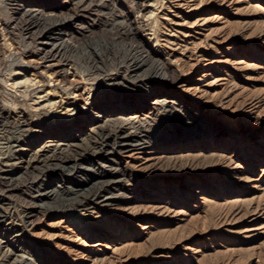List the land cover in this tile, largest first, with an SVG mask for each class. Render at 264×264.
I'll return each mask as SVG.
<instances>
[{"label": "rangeland", "instance_id": "374dc122", "mask_svg": "<svg viewBox=\"0 0 264 264\" xmlns=\"http://www.w3.org/2000/svg\"><path fill=\"white\" fill-rule=\"evenodd\" d=\"M147 1L0 0V79H6L10 65L14 74L32 80L47 66L67 77V85L55 78L30 88L25 98L17 94L15 106L5 95L1 98L8 116L22 117L29 126L0 128V168L12 164L19 176L28 162L50 157L41 152L54 145L49 133L68 125L66 134L77 138L69 144L89 140L96 152L102 145L93 160L106 162V171L126 172L125 178H113L122 181L116 183L121 187L104 194L119 199L86 211L82 226L63 213L47 212L36 215L25 234L56 264H264V0ZM23 3L38 6L42 19L33 22L19 14ZM143 5L149 10L142 13ZM43 18L64 28L69 45L60 57L50 58V43L43 44L51 28ZM135 50L157 54L150 58L169 64L167 75L177 84H164L148 70L150 63L136 76L123 78L124 84L105 82L117 71H131ZM91 58L99 69L92 68ZM68 84L76 87L75 104ZM49 90L55 91L51 102L56 106L42 112L33 102ZM118 98L123 109L95 116L101 104L120 107ZM115 121L122 131L115 132ZM133 127H142L154 145L130 157L114 151L123 135L137 134ZM50 170H43L37 187L47 173L54 174ZM68 177L50 179L80 188L78 182L92 176ZM15 182L10 195L7 185L0 189L14 203L1 205L15 215L7 224L20 225L23 212L36 210L41 202L53 204L35 197L30 178ZM0 241H6L1 234ZM9 246L11 258L3 249L0 263L25 257L17 245Z\"/></svg>", "mask_w": 264, "mask_h": 264}, {"label": "bare ground", "instance_id": "6f19581e", "mask_svg": "<svg viewBox=\"0 0 264 264\" xmlns=\"http://www.w3.org/2000/svg\"><path fill=\"white\" fill-rule=\"evenodd\" d=\"M146 2H149V1L146 0ZM19 6L21 9L19 8ZM19 6H18L19 14L26 15V17H27V19H29V21H33V22L37 21L38 22V20L42 19V16L40 14L41 11L38 9L39 8L38 6H36L34 4L32 6H29V5H26L24 3L22 5H19ZM140 8H141L142 13L144 11L149 10L147 5H143ZM43 23H47V26L49 25L48 27H51V28L48 29L47 33H45L46 36L42 37V41H44L45 43H43L42 41L41 42L44 45H47V43H50L49 45H50L51 50L49 52L50 53L49 57L55 58L56 56H59L58 54H59L60 50L66 49L69 45V44L67 45V42H65V40H64V35H65L64 28H62L60 26L61 24L59 26L56 24H53L54 21L53 20L50 21L47 18H43ZM70 24H72V20L68 19L67 25H70ZM48 27H46V28H48ZM58 27H60V28L58 29ZM55 31H58L60 34L58 33L57 36H55L54 35ZM130 32H135V31L130 30ZM41 34H42V32H41ZM154 41L156 44L158 43L156 38L154 39ZM134 54L136 56L134 57L132 64L131 65L129 64V66H128V68H130L129 70H131V71H128L130 73L123 72V71L122 72L117 71L118 74H115V76H109L108 75L107 79L104 78V81L105 82L109 81V82L114 83V82H118L120 80L119 84H124L123 78H128L127 77L128 75H130V76L132 75V77L136 76L143 69L145 70V68L147 67V64L150 63L148 70L154 76H156L160 80H162L164 82V84L172 86V87L177 84L176 79H174V78L169 79V77L167 75V71L171 68L169 64H167L163 61H159V60L155 61L154 59H152V57L150 58V56L159 57L153 51H149V52H147V54H145V53H142V52L135 50ZM9 56L10 55H8V57H6V58H9ZM44 56H43V58H44ZM91 59H92L91 61H93L92 62V68H94L96 70L99 69L100 63L97 62L96 60H94L93 58H91ZM44 60H46V59H44ZM2 63L0 62V64H2ZM55 63H56V61H55ZM57 65H58V63H57ZM49 72H52V73H49ZM16 75H18V76H16ZM22 75L23 74H16V73L14 74L12 66L10 65L8 67V69L6 70V79H5V77H4V79L3 78L0 79V96H1L0 97V128L2 130L4 129V131L8 130V129L23 128V127H26L28 124L26 121L22 120V117H16L17 120H15L14 117L8 116V112H7L8 110H7V106L5 104L7 101L4 103L5 104L4 105L3 99H1V98H5V96H6L7 100L10 101L9 103H11L12 106H15L18 103L17 102V99H18L17 94H20L19 97L25 98V97H27V95L29 93L33 92L32 90L29 91V89L33 88V87L35 88L38 84H42V86L46 85L43 82L51 84V83L55 82V80H54L55 78H60V80L66 84L65 79L67 78V77L64 78V76L60 75V73L58 74V72L55 71V68H51L50 66L49 67L47 66L43 73H40V74L36 73V75L34 74L33 80H32V78L30 79L25 75L22 77ZM120 75H122V76H120ZM121 77H122V79H120ZM37 79H38V81H35ZM60 80H58V82ZM6 87L9 89L8 91L6 90L7 89ZM69 87H72L71 89L73 90V92L68 97H71L69 99H71L73 101V103L75 104L76 98H77L76 87L73 84H68L67 88H69ZM20 89H23V90L20 91ZM69 90H70V88H69ZM90 90L91 89L87 90V94H90L89 93ZM53 92H55V91L49 90L48 92L45 93V95L43 94L44 95L43 97L36 98L37 100L36 101L34 100V102H33L34 105L38 106V107L40 106L41 110L44 108L52 109L54 106H56L55 103L51 102V97L54 95ZM90 92L92 93V90ZM38 94L39 93L35 92V90H34L33 95H35V97H36ZM163 97H166V96H163ZM39 98L41 99V101L45 99L44 101L46 102V105L41 106V102H40ZM166 99H168V98H166ZM37 101H39V102H37ZM115 101H116V103H118V105H120V107L117 108V107L113 106L114 105L113 103H108V104L106 103V105H105V103L101 104L98 107V110H96L95 116H98L99 114L100 115L101 114L103 115L105 113L107 114V113H109L108 110L109 109L111 110V108L114 111L117 109L120 110V109L124 108V104L122 105L121 98H118ZM166 101L167 100H165V99L163 100L164 104H166L165 103ZM35 102H37V103H35ZM160 102H159V104H160ZM123 103H124V101H123ZM155 103H157V102H155ZM161 104H163V103L161 102ZM172 105H174V106L176 105V106H178V108H181L180 104L173 103ZM11 107L8 106V108H10V109H11ZM13 108H15V107H13ZM32 108H35V107H32ZM37 108H36V110H37ZM95 109H96V107H95ZM44 110H42V112ZM137 110H139V109L136 108L135 111H137ZM74 124L75 123H73L71 125H74ZM86 124H87V122H86ZM116 125H117V127L115 128V132L117 130H119V131L123 130L120 122H116ZM195 125L193 124V126H195ZM67 126H66V128H67ZM56 127L57 128L54 130V132H51L48 135L49 136L48 138H53V140H51L50 143H54V145L52 144V146H45V149L43 151H41V152H45V150H46L47 152L52 153L50 157H43V156H45V154H44L41 157H43L45 159L42 160L41 162H40L41 157H39L35 161L28 162L26 164L27 167L23 168V172L18 173L19 176H16V175L14 176V174H15L14 170L15 169H14V165H12V164L5 165V166H2L0 168V189H3L1 187L2 184L7 185L5 188H6V193H8L9 195L12 194L17 189V186H14L16 183L15 181L30 178L32 181V184L35 185V187H34L35 197L40 199V201L43 199L53 200V204H48V203L46 204L45 202L44 203L41 202V204H38L36 206V210H30V211L26 210V212H23V214L18 218L19 219L18 222H20V225H13L11 223L7 224L6 222L9 220L13 221L15 218V215H14V213H9L6 210H8V207H11V205H14V203H12L10 201V196L5 197V194L0 195V234L2 235L3 239L6 240L5 242L0 241V251L8 248L7 250H5L4 253H6L7 256L11 258L9 253L13 252V251L9 250V248H10L9 245H11V243H13V245H15V246L17 245V247L21 248V250H23V253H25V257H15L16 259H14L11 264H56L53 260L48 259V256H44V252H45L44 247L35 244L33 241H31L29 238H27V236L25 234L26 228H28L31 225V223L33 222L36 215L44 214L47 212L48 213H52V212L63 213L64 217H66L72 224H78V225L82 226V224H83L82 220H84L83 214L86 211H88L91 208L96 210L97 209L96 207H98V206L112 205L114 202L117 201V199H119L118 195H116V194H113V193H107L108 195H104V194L106 191L111 190L112 187H114V186L115 187H121L122 184H116V183H121L122 181H118V180L115 181V180H113V178L117 179L118 178L117 175L121 178H125V176H126L125 170L120 171V172L106 171L104 169L106 162L100 163L99 161L93 160L94 158H97L99 156L97 152L100 153L102 150H104L105 147H103L101 145L100 149L96 152L94 149L88 147L89 140L84 142L83 145L81 144L82 146L77 145V144L74 145L73 143L69 144L70 141L73 142L77 138H75V137L73 138L71 136H68L66 134L67 132H66L65 126H61V127L56 126ZM134 127H133V129L135 130L136 127L135 128ZM140 129H138L137 131L135 130V134L137 133L135 136L123 135L125 137L124 140H122L121 142L119 141L117 144L113 143L114 144L113 145L114 151H119V153H121V154H124V153L129 154V157H130L135 152H137V151L140 152V151L146 149L145 147H147V146L151 147L152 145H154V139L150 137V134H148L147 132L145 133V131H141L142 129L141 130ZM41 131L45 132L47 130L41 129ZM102 132H103L102 129H100V130L98 129L97 136H102ZM91 138H93V137L91 136ZM54 139H57V141H54ZM72 139H74V140H72ZM58 142H59V144H57ZM62 142H64V144ZM165 148L169 149V147H167V146ZM172 152L175 154V151H172ZM89 155H91V157H92V159H90V160L87 159V157ZM85 160H88V161L86 163H84L83 161H85ZM106 161H107V159H106ZM40 163H43V164H40ZM116 163H114V164H116ZM117 166H119V165H117ZM45 168H50L51 169L50 171H52L54 174H52L50 176V174L47 173V175H49V176L45 177V179H44V181H46V183H44V181H43V182H41L42 184L37 187L36 184H38L41 181V178L44 177L46 174V172H43V170ZM75 173L81 174V175H85L87 173H90L92 177L81 179V181L78 182L80 184V188L77 186H74L72 184V182H68L65 179L59 180L57 182H55V180H53V179H50L54 175H57L58 177H62V178H65V176H67V178H69L68 176L74 175ZM53 184H56V185L53 186ZM1 205L2 206L3 205L8 206L7 209L5 210L6 212L1 210L2 209ZM80 230L84 234L88 233V231H86L82 227ZM0 264H4V263H0Z\"/></svg>", "mask_w": 264, "mask_h": 264}]
</instances>
